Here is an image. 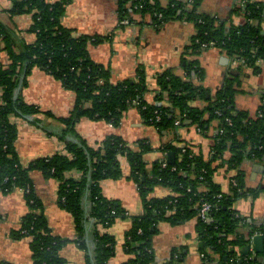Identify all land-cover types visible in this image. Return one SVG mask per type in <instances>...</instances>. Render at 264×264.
<instances>
[{
    "label": "trees",
    "instance_id": "1",
    "mask_svg": "<svg viewBox=\"0 0 264 264\" xmlns=\"http://www.w3.org/2000/svg\"><path fill=\"white\" fill-rule=\"evenodd\" d=\"M12 1L10 15H31L33 21L27 32L35 34L36 38L33 43H22L21 50L16 52V32L0 20V38L10 58L9 64L0 63L3 91L0 190L9 194L23 189L26 193L32 212L22 218L19 229L13 230L11 236L31 239L34 264H66L60 250L69 241L54 235L45 215L37 213L42 210V204L33 188L32 171H40L59 182V204L74 218L78 235L74 242L88 252L86 264H107L114 257L115 239L102 229L110 228L117 219L123 218L132 219L125 244L130 259L125 264H154L153 237L158 224L179 225L193 219L198 221L196 230L202 242L201 253L207 262H216V258L218 264H240L239 250L248 246L257 234L264 237V224L249 221L234 208L239 200L262 192L261 188L247 186L242 165L246 157L264 159V93L255 116L238 109L236 98L241 92L244 69L257 72L264 65V0H241L234 13L244 18L242 24L203 15L200 12L202 0H190L191 7L178 0H169L167 5L160 0H117L119 22L128 20L130 24L142 25L143 20L150 17L154 27L160 28L170 20L184 19L193 23L196 31L185 55L197 58L204 50L216 47L238 61V74L228 76L212 99L207 96L208 90L192 79L194 75L197 80L204 79L200 62L184 58L183 69L188 79L178 76L173 69L160 73L157 76L159 90L153 103L146 99L147 74L143 67L137 69L134 79L113 83L110 71L93 61L88 52L90 43L99 44L103 38L77 35L74 29L63 25L62 18L73 0ZM242 1L245 8L241 6ZM137 16L142 20L138 22ZM34 69L46 72L65 89L74 92L76 103L68 117L59 119L63 129L58 135L65 144V153L33 160L24 167L15 148L17 126L10 121V116L34 117L36 124L39 123L36 115L51 116L16 97L18 87L22 83L26 85ZM196 101L208 105L205 108L192 106ZM132 108L138 110L146 125L156 128L162 136L173 134L174 140L159 150L173 152L174 163L167 162L164 167L163 162L158 161L149 168L145 154L154 150L150 142L141 140L133 147L121 136L111 134L98 148H92L76 129L82 119L104 120L117 128ZM213 120L220 122V129L210 155L196 153L189 145H176L175 142H182L179 124L190 121L205 135ZM228 153L230 158H226ZM121 158L127 159L128 178L137 185L144 202L145 213L141 216H130L117 201L103 195V181L123 177ZM222 168L233 173L227 192L215 181L216 173ZM73 171H81V179L69 177ZM158 186L168 188L172 195L151 197ZM204 203L213 205L210 219L206 221L199 217ZM88 220L93 224L91 253L84 237ZM175 254L167 264L179 260ZM261 256L264 257V252ZM247 258L242 264L253 262Z\"/></svg>",
    "mask_w": 264,
    "mask_h": 264
},
{
    "label": "crops",
    "instance_id": "2",
    "mask_svg": "<svg viewBox=\"0 0 264 264\" xmlns=\"http://www.w3.org/2000/svg\"><path fill=\"white\" fill-rule=\"evenodd\" d=\"M168 1L160 0L163 5H167ZM178 1L186 7L190 4V0ZM237 5L238 0H202L200 12L205 16L221 18L228 23L234 21L235 24H242L244 18L234 13ZM12 8V0H0V20L16 32L18 40L14 50L19 52L22 43H33L36 36L27 32L32 25V16H11ZM136 19L139 22L142 17L137 16ZM62 23L65 27L74 29L77 35L105 36L99 44L90 43L88 52L93 61L110 71L113 83L134 79L137 69L143 67L147 74L146 99L150 103L155 102L159 90L157 76L160 73L173 69L178 76L188 79L183 69L184 58H188L189 61L197 59L200 62L204 70V79L197 80L195 75L192 79L197 85L208 90L207 96L212 99L223 87L226 78L238 74L239 71V65L216 47L204 50L197 58L185 55L188 53L186 48L196 32L194 24L187 20H170L160 28H155L152 19L147 17L142 25L141 23L121 25L117 0H73L66 9ZM9 62L8 51L0 38V63L7 65ZM243 73L241 92L236 98V105L238 109L255 116L264 93V65L257 72L246 68ZM25 84H20L16 97H20L26 104L39 107L51 116L36 115L35 118L39 120L37 124L33 122L34 117L10 116V121L17 126L15 148L24 167L33 160L65 153V144L58 135L63 129L59 119L68 117L76 103L74 92L65 89L60 81L40 69H34ZM2 94L3 91L0 89V99ZM191 105L205 108L208 103L196 101ZM208 125V132L204 135L199 127L190 121L179 124L178 133L182 142H175L176 145L178 147L189 145L196 153L210 155L219 134L220 122L213 120ZM76 129L92 148H98L100 143L111 134L121 136L133 147H137L141 140L150 142L154 150L145 154L149 168L158 161L169 162V154L173 153H163L159 150L164 144L174 140L173 134L162 136L156 128L144 123L136 109H129L117 128L104 120L82 119ZM226 158H230L229 153L226 154ZM120 161L123 177L118 180L103 181V195L117 201L130 213V216H141L145 213L144 202L140 198L137 185L128 178L130 166L127 159L121 158ZM242 169L246 175L247 186L261 188L262 192L256 197L248 196L239 200L234 208L242 217L262 225L264 224V159L246 157ZM227 171L226 168H222L215 175L216 183L226 192L229 191L230 176L233 174ZM30 176L36 196L42 204V210L37 213L45 215L54 235L69 241L60 250V257L66 264H86L88 252L74 242L78 237L74 218L59 204V182L54 178L45 177L40 171H32ZM69 177L79 180L82 172L73 171L69 173ZM170 195H172L171 190L158 186L154 188L151 197L165 198ZM31 212L23 189H16L9 194H4L0 190V264H34L31 239H15L11 236L13 230L19 229L22 218ZM197 222V219H193L179 225L159 223L157 233L153 237L154 264H167L173 253H176L177 259L180 257L173 264H218L216 258V262H207L201 253L202 242L196 230ZM86 225L84 237L90 252L93 249L91 247L93 224L88 220ZM131 228L132 219L123 218L117 219L110 228L102 229L104 233L112 235L116 242L115 255L107 264H125L130 259L125 251V244ZM254 237L249 244L250 255L243 254L242 249L239 250L237 259L240 264L247 257L248 260L253 261L247 264H264L262 254L258 255L255 252Z\"/></svg>",
    "mask_w": 264,
    "mask_h": 264
},
{
    "label": "built area",
    "instance_id": "3",
    "mask_svg": "<svg viewBox=\"0 0 264 264\" xmlns=\"http://www.w3.org/2000/svg\"><path fill=\"white\" fill-rule=\"evenodd\" d=\"M241 6H242V8H245L244 7L245 6L244 1H242ZM128 24H130V22L128 20L122 21V25H128ZM234 63L238 64V61L234 60ZM157 119L159 120L160 117L158 116ZM177 124H179V123L177 122ZM163 166L166 167L167 162H163ZM218 198H221V196L219 195ZM212 210H213L212 204L204 203L200 209L199 217L204 221L210 219L209 215L212 212Z\"/></svg>",
    "mask_w": 264,
    "mask_h": 264
},
{
    "label": "water",
    "instance_id": "4",
    "mask_svg": "<svg viewBox=\"0 0 264 264\" xmlns=\"http://www.w3.org/2000/svg\"><path fill=\"white\" fill-rule=\"evenodd\" d=\"M172 158V159H170ZM174 158V154L170 153L169 154V162L170 163H174L173 161ZM254 248H255V252L259 255L262 254L264 252V237L262 235H257L254 237ZM250 245L242 248V252L245 255H250Z\"/></svg>",
    "mask_w": 264,
    "mask_h": 264
},
{
    "label": "rangeland",
    "instance_id": "5",
    "mask_svg": "<svg viewBox=\"0 0 264 264\" xmlns=\"http://www.w3.org/2000/svg\"><path fill=\"white\" fill-rule=\"evenodd\" d=\"M240 2H241V0H238V5L240 4ZM192 6V4H189V7H191ZM121 25H122V22H119ZM94 36H97V37H100V38H105V36H103V35H100V34H97V35H94ZM107 37V36H106ZM133 109H135V108H133ZM133 109H131V110H133ZM137 110V109H136ZM138 111V110H137ZM152 127V126H151Z\"/></svg>",
    "mask_w": 264,
    "mask_h": 264
}]
</instances>
